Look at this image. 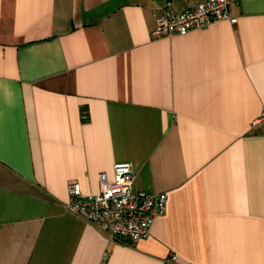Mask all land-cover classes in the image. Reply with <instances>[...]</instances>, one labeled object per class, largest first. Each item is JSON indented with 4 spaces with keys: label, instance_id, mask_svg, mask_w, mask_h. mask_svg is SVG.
<instances>
[{
    "label": "crops",
    "instance_id": "0c3cea01",
    "mask_svg": "<svg viewBox=\"0 0 264 264\" xmlns=\"http://www.w3.org/2000/svg\"><path fill=\"white\" fill-rule=\"evenodd\" d=\"M167 1L0 0V264H264V0L154 34ZM123 162L167 195L134 243L67 209Z\"/></svg>",
    "mask_w": 264,
    "mask_h": 264
},
{
    "label": "built area",
    "instance_id": "2783aa9c",
    "mask_svg": "<svg viewBox=\"0 0 264 264\" xmlns=\"http://www.w3.org/2000/svg\"><path fill=\"white\" fill-rule=\"evenodd\" d=\"M236 0H201L193 6L174 11L167 1L156 18L154 34H185L221 19L235 22L229 14V5ZM253 124H259L264 136V104ZM135 172L129 163L114 166V179L109 181L106 174L99 175V190L83 193L79 186L68 184L69 203L67 209L83 218L103 232L108 240L120 243H134L149 234L156 216L165 209V192L135 190ZM174 258V256H172Z\"/></svg>",
    "mask_w": 264,
    "mask_h": 264
}]
</instances>
